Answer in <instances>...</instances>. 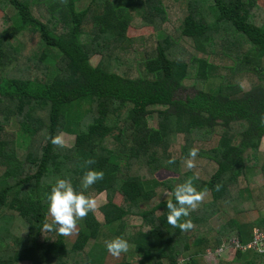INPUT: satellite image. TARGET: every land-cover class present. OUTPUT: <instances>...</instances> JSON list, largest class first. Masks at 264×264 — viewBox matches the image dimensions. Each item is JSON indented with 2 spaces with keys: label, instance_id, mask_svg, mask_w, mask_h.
Returning <instances> with one entry per match:
<instances>
[{
  "label": "trees",
  "instance_id": "16d2710c",
  "mask_svg": "<svg viewBox=\"0 0 264 264\" xmlns=\"http://www.w3.org/2000/svg\"><path fill=\"white\" fill-rule=\"evenodd\" d=\"M0 13V264H200L222 244L234 255L217 264H264V0H0ZM144 26L142 50L128 31ZM86 169L104 175L85 189ZM57 178L105 193L71 242L43 229ZM189 178L203 198L181 230L166 203Z\"/></svg>",
  "mask_w": 264,
  "mask_h": 264
},
{
  "label": "clouds",
  "instance_id": "9594fccd",
  "mask_svg": "<svg viewBox=\"0 0 264 264\" xmlns=\"http://www.w3.org/2000/svg\"><path fill=\"white\" fill-rule=\"evenodd\" d=\"M264 123V117L261 118ZM50 142L53 145L63 146V138L60 135L50 137ZM196 149L189 150V156L195 157ZM173 160H169L172 163ZM86 164H92L94 161L87 160ZM193 165L191 161L188 162L187 167L191 168ZM102 170L86 169L82 176L83 188H88L96 181L103 178ZM175 202L168 200L166 208L168 210L166 220L168 224L174 228L178 227L181 230L190 229L192 227L191 221L182 217H188L190 210L197 207L202 200L203 194L198 192L193 185L192 179L189 178L183 183L175 186L173 190ZM48 214L52 217L51 222L43 224L44 231L56 232L61 236H68L72 233L76 226L78 219L85 217L89 211L96 207V200L91 196L85 195L83 192L74 189L70 181L64 178L55 179L51 184L50 191L45 196ZM105 247L109 253L118 256L121 252H126L128 249V242L120 237L108 240L105 242Z\"/></svg>",
  "mask_w": 264,
  "mask_h": 264
},
{
  "label": "rangeland",
  "instance_id": "374dc122",
  "mask_svg": "<svg viewBox=\"0 0 264 264\" xmlns=\"http://www.w3.org/2000/svg\"><path fill=\"white\" fill-rule=\"evenodd\" d=\"M174 6V5H173ZM174 10H178V8H171V9H168V16H170V19L171 21H174L179 19L180 15L177 14V12H175V14H172L174 12ZM1 15V13H0ZM152 34H153V31H152V28L149 27V26H144V27H141V28H130L129 31H128V35L129 36H134V37H137V36H146V38L144 39L143 42H138L136 44V46L139 48H142V50L144 48H146L147 46H149L151 43H152ZM98 58L99 56H93L91 58V63L92 64H96V62L98 61ZM210 83H213V81L209 80V82H207L205 84V87L208 88V86H210ZM244 86H246V84L244 83L243 84ZM247 87V86H246ZM245 88V87H244ZM193 90L192 88L188 87V88H183L180 93H191ZM17 126L12 123V127H9V128H13L15 129ZM72 135H67V139L65 140V143L66 144H70L71 141H72ZM263 155H264V136L261 138L260 142H259V147H258V158H259V162H258V165L260 163V161L263 159ZM173 174L169 171H166V170H160L158 172H156L155 174V177L160 180V179H164L168 176H172ZM252 179L257 181V182H260L263 181V178L261 177V174L260 173H255V174H252ZM96 200V207L103 204L105 202V193H101L100 195H98L97 197L94 198ZM116 201L118 202L119 201V198L116 197ZM50 216V215H49ZM51 217V216H50ZM52 218V217H51ZM227 219V216L224 214H219V215H216L214 216L213 218H211L210 220V223L216 227H218L221 223L225 222V220ZM76 226H77V223H76ZM76 226L74 228V230L72 231V233L68 236H66V240L67 242H71L72 240H70L71 238H73V234L75 232V229H76ZM225 244H222L220 246V248L216 249V252L214 251H211L209 249H207L206 252H203V254L199 257H200V264H217L219 260H226V261H229L233 258V255H234V251L231 249V248H228ZM222 249V250H221ZM181 262V261H180ZM132 264H136L135 261L132 262ZM137 264H140V263H137Z\"/></svg>",
  "mask_w": 264,
  "mask_h": 264
},
{
  "label": "built area",
  "instance_id": "2783aa9c",
  "mask_svg": "<svg viewBox=\"0 0 264 264\" xmlns=\"http://www.w3.org/2000/svg\"><path fill=\"white\" fill-rule=\"evenodd\" d=\"M258 238H259V235L256 236V239H258Z\"/></svg>",
  "mask_w": 264,
  "mask_h": 264
}]
</instances>
